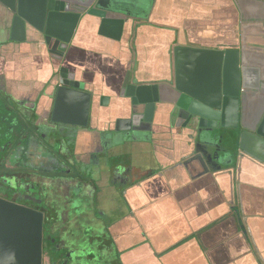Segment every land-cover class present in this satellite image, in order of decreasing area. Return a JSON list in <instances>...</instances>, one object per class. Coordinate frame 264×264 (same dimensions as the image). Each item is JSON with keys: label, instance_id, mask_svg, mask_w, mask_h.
<instances>
[{"label": "crops", "instance_id": "0c3cea01", "mask_svg": "<svg viewBox=\"0 0 264 264\" xmlns=\"http://www.w3.org/2000/svg\"><path fill=\"white\" fill-rule=\"evenodd\" d=\"M126 3L134 12L145 7ZM3 26L0 7V87L15 93L9 99L41 113L43 88L59 67L92 95L87 128L68 134L48 160L63 161L87 184L93 228L115 264H264L263 165L218 166L193 150L161 106L135 139L107 135L130 106L120 96L126 73L143 83L171 77L175 44L240 46L233 0H154L148 18L127 21L119 40L99 35L98 21L86 18L59 62L34 40L5 41ZM261 33L250 30L245 43L264 50Z\"/></svg>", "mask_w": 264, "mask_h": 264}, {"label": "water", "instance_id": "95a60500", "mask_svg": "<svg viewBox=\"0 0 264 264\" xmlns=\"http://www.w3.org/2000/svg\"><path fill=\"white\" fill-rule=\"evenodd\" d=\"M233 1L240 46L175 44L171 77L143 83L126 73L120 96L129 98L130 106L121 109L108 138L135 139L140 123L151 122L161 106L174 128L190 136L193 150L218 166L243 159L264 166V50L261 43L244 41L250 30L264 34V0ZM153 3L145 0L140 12L124 0H0V7L5 41H42L49 58L59 62L82 20L98 21L99 35L119 40L124 24L147 19ZM45 87L52 122L87 128L92 95L82 83L59 67ZM42 221L40 212L0 198V264H41Z\"/></svg>", "mask_w": 264, "mask_h": 264}, {"label": "flooded vegetation", "instance_id": "af4514ba", "mask_svg": "<svg viewBox=\"0 0 264 264\" xmlns=\"http://www.w3.org/2000/svg\"><path fill=\"white\" fill-rule=\"evenodd\" d=\"M38 43L44 48L42 41ZM43 94L44 97L48 94L45 86ZM1 95L0 198L42 214L41 264H115L107 245L98 240L99 230L93 228L87 184L75 178L63 161L48 160L52 151L60 154L61 140L79 128L52 122L48 97L40 113L35 107L8 97L12 103L9 106L5 95ZM91 104L92 100L90 111ZM68 110L63 117L68 116ZM33 163L41 165V175L28 171L29 165L34 167ZM13 170H22L28 175L18 177L6 173ZM58 192L62 193L61 198Z\"/></svg>", "mask_w": 264, "mask_h": 264}, {"label": "rangeland", "instance_id": "374dc122", "mask_svg": "<svg viewBox=\"0 0 264 264\" xmlns=\"http://www.w3.org/2000/svg\"><path fill=\"white\" fill-rule=\"evenodd\" d=\"M7 91V93L5 94L3 91H2V89H1V87H0V95L1 94H3V95H5L4 97L6 98L5 99V101H7V105H9V106H12V103L11 102H9L8 101V97H10L11 95L14 97V95L13 94H15V93H13V92H9V90H6ZM15 92V91H14ZM9 93V94H8ZM3 95H1V96H3ZM15 98V97H14ZM13 99V98H12ZM1 100L2 101H4L3 100V98H1ZM6 103V102H5ZM25 126V128H26V125H24ZM6 137H9L8 135L6 136ZM33 165H34V167L31 165H29V168H27L28 169V171L29 172H33V170L35 171V172H37L38 174H40L41 175V172H40V168H41V165H39V164H34L33 163ZM43 168H41V170H42ZM54 169V168H53ZM22 170H13V171H11V172H6L7 174H10V175H13V176H18V177H20V176H24V175H28V173L27 172H21ZM17 172H18V174H17ZM0 173L2 174L3 173V171L1 172V169H0ZM9 175V176H10ZM49 193V192H48Z\"/></svg>", "mask_w": 264, "mask_h": 264}]
</instances>
